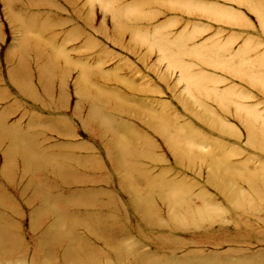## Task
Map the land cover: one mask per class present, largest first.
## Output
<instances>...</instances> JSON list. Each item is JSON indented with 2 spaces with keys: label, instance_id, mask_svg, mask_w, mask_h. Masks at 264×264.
Returning <instances> with one entry per match:
<instances>
[{
  "label": "rangeland",
  "instance_id": "1",
  "mask_svg": "<svg viewBox=\"0 0 264 264\" xmlns=\"http://www.w3.org/2000/svg\"><path fill=\"white\" fill-rule=\"evenodd\" d=\"M0 125V264H264V0H0Z\"/></svg>",
  "mask_w": 264,
  "mask_h": 264
},
{
  "label": "bare ground",
  "instance_id": "2",
  "mask_svg": "<svg viewBox=\"0 0 264 264\" xmlns=\"http://www.w3.org/2000/svg\"><path fill=\"white\" fill-rule=\"evenodd\" d=\"M31 1L34 4L36 3V0H31ZM120 1H123V0H120ZM257 1H260V0H257ZM136 2L132 3L131 7L128 8V9H135L137 7ZM74 3H76V2L73 1V2H70L69 4L73 5ZM111 11L114 12L115 14L122 15L121 13H118V10L117 11L116 10H111ZM135 13H137L139 15H142L144 13V11L142 9H140V10L136 11ZM75 16H77V15H75ZM13 20H16L19 23H21V21H22V23H24L22 19L15 18ZM115 25H116L115 26V35H116L117 39L120 38L119 36L123 35L124 32L125 33L130 32L131 34H133V36H135V33L137 32V29L135 27H133L132 25H130L128 20L122 21V19L117 18V19H115ZM46 28L47 27L44 24H42L41 27L39 28V30H42L41 32H43V31L47 30ZM57 51H60V50H57ZM23 56L22 57L19 56V58L17 59L18 63H21V60L23 59ZM82 69L83 70H82V74H81V78H80L81 81L80 80L78 81L77 86H79V83H82V84H85V85H89L90 84L89 82L91 81V76L90 75L93 74V73H91V71L88 70L86 67H82ZM22 72H24V71L20 69L19 73L11 74L12 82L15 83V85H17L18 87H20L24 83V81L26 79L25 75ZM40 77H41L43 88H45V89H47L49 91V89H51V87H52L51 86V82H52L51 78L48 77V78L45 79L44 78V74H41ZM77 86H76V88H77L76 91H77L79 97H83V95H85L83 86H82L81 89H78ZM26 90H30V88H28ZM58 96H59V98L61 97L60 94ZM97 106H98V104L96 105L95 102H92L90 110H88L89 111V115L88 116L92 117V115H97V113H98L97 112ZM14 107L12 106V107H10V109H14ZM10 112H12V111L4 110V111H2V115H9ZM88 119L91 120L90 117ZM30 126H32L31 123H30ZM12 131H17L18 132V130H14V129H12L9 132H7V131L2 130V128L0 127V147H5L4 145L7 144L6 149L4 151V154L7 157L6 162L10 164V162L12 160H14L17 157H19L17 159H21L20 160L21 163H22L21 167H23L24 170H27V169L29 170V168L36 169V170L41 169L46 158L43 156V154L40 151L36 150V147H34L31 144L32 137H30V136L32 134L28 135L29 132H23V133L19 132V133H17V132H12ZM7 168H10L12 170L13 167L11 165L10 166L7 165ZM13 170H14V168H13ZM2 173H3V177H5L6 171L2 172ZM0 193H1V191H0ZM2 203H0V204L6 206V208L9 207L8 204H7L8 202L4 201ZM58 204L62 205L60 203H58ZM1 219L3 220V218L0 217V239H1V242L3 244V246H1V248H0V257L2 258V256L10 255V253H12L14 250H13V248H11V244H10L11 241H13V238L11 239V237L8 236V234L6 233L5 229L2 230V228L3 227L5 228V226L2 223Z\"/></svg>",
  "mask_w": 264,
  "mask_h": 264
}]
</instances>
